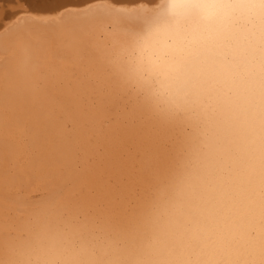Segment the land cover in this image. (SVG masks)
I'll return each instance as SVG.
<instances>
[{"label":"bare ground","instance_id":"obj_1","mask_svg":"<svg viewBox=\"0 0 264 264\" xmlns=\"http://www.w3.org/2000/svg\"><path fill=\"white\" fill-rule=\"evenodd\" d=\"M154 3L0 0V259L51 225L136 251L225 147L227 219L191 217L165 258L264 264V103L208 86L189 111H155L112 63Z\"/></svg>","mask_w":264,"mask_h":264},{"label":"clouds","instance_id":"obj_2","mask_svg":"<svg viewBox=\"0 0 264 264\" xmlns=\"http://www.w3.org/2000/svg\"><path fill=\"white\" fill-rule=\"evenodd\" d=\"M116 43L115 71L158 113L193 109L208 86L264 103V0H155ZM217 153L175 218L136 251L108 234L51 225L14 244L0 264H172L173 229L187 231L193 216L227 219L231 169L226 148Z\"/></svg>","mask_w":264,"mask_h":264},{"label":"rangeland","instance_id":"obj_3","mask_svg":"<svg viewBox=\"0 0 264 264\" xmlns=\"http://www.w3.org/2000/svg\"><path fill=\"white\" fill-rule=\"evenodd\" d=\"M8 3H9V4H8ZM8 3H6L7 6H8V8H7V6H6L5 9H6L7 12H10V11L12 10V9H10V7L13 6V4H12L13 2H12V1H8Z\"/></svg>","mask_w":264,"mask_h":264}]
</instances>
